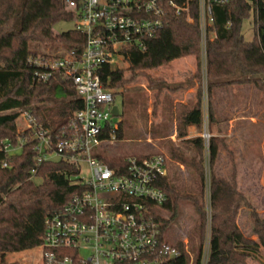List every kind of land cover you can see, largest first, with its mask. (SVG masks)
Masks as SVG:
<instances>
[{
	"label": "trees",
	"instance_id": "trees-1",
	"mask_svg": "<svg viewBox=\"0 0 264 264\" xmlns=\"http://www.w3.org/2000/svg\"><path fill=\"white\" fill-rule=\"evenodd\" d=\"M251 3L235 0L228 5L214 7L215 22L212 30L217 36L207 43L206 74L209 97V120H212L211 96L218 87L232 84H254L264 95V49L256 40L247 41L242 31L243 21L250 16ZM74 10L67 0H0V264H15L4 261V253H18L34 249L43 243L45 219L50 211L65 205L78 189L71 183L77 174L75 168L65 161H37L31 144H25L17 154H7L4 142L17 143V110L28 109L35 119L45 126L62 127L74 113L83 107L82 101L69 80L57 78L48 83L34 80L35 68L29 57L40 49H52L48 56L60 57L73 51L81 55L85 37L75 28L57 32L55 27L62 21L74 20ZM231 22L228 26L227 23ZM63 49L62 52L60 50ZM127 69L105 65L101 69L103 86L116 92L123 89L136 75H146L150 69L187 56L201 58L200 30L197 21L190 23L183 17H173L169 25L148 42L145 52L134 48L123 51ZM126 72H131L127 77ZM202 73V72H201ZM197 74H200L198 69ZM153 82L154 78L148 76ZM160 80V79H159ZM199 103L187 114L186 124L202 129L203 90L199 89ZM15 111L14 113H10ZM117 137L122 138L120 122ZM197 148L194 156L178 157L184 165L192 168L200 192L181 191L167 174L159 182L167 199L163 205L153 207V214L160 224L163 237L179 247L183 254L179 261L169 264H189V254L180 236L169 240L168 227L175 221L180 204L191 202L196 210L195 223L188 230V240L196 241L195 264H200L207 234V208L205 201L204 141L202 137L192 140ZM219 138L210 141V162L218 153ZM103 159L111 166L125 163L126 157L115 156ZM4 162L8 164L3 167ZM36 170L33 172V170ZM232 183L224 178L211 176V194L221 182L237 195L229 212L211 209L210 254L208 264H248L240 256L259 257V248L252 244L235 241L216 229V217L234 218L237 208L247 201L236 184V168ZM39 179L40 182H35ZM251 234L264 238V215L251 212ZM241 236V234H240ZM242 238V236H241ZM239 241V240H238Z\"/></svg>",
	"mask_w": 264,
	"mask_h": 264
},
{
	"label": "built area",
	"instance_id": "built-area-1",
	"mask_svg": "<svg viewBox=\"0 0 264 264\" xmlns=\"http://www.w3.org/2000/svg\"><path fill=\"white\" fill-rule=\"evenodd\" d=\"M234 1L67 0L74 10V28L85 37L81 55L73 51L60 57L39 53L28 61L35 68L34 80L38 82L69 80L83 107L62 127L45 126L30 110H19L18 119L22 122L17 127V143H3V150L10 155L31 144L39 163L62 160L77 171L71 183L78 189L65 205L46 216L43 243L35 248L38 264H169L180 260L182 250L163 237L152 212L154 206L163 205L167 199L159 186L167 175L166 157L130 155L125 163L111 166L96 150L118 138L112 113L115 96L103 86L101 69L105 65L118 67L127 48L145 52L149 40L164 30L173 17H183L190 23L197 21L201 57L206 60L207 43L217 36L212 30L214 7ZM248 1L255 35L264 49V0ZM208 107V92L204 89L201 137L206 178L210 175L213 138ZM7 166L4 162L3 167ZM83 171L87 172L85 176ZM207 218L200 264L209 261L208 208ZM189 264H195L192 255Z\"/></svg>",
	"mask_w": 264,
	"mask_h": 264
},
{
	"label": "rangeland",
	"instance_id": "rangeland-1",
	"mask_svg": "<svg viewBox=\"0 0 264 264\" xmlns=\"http://www.w3.org/2000/svg\"><path fill=\"white\" fill-rule=\"evenodd\" d=\"M74 25V20L62 21L56 25L55 30L57 32L67 31L69 29H73ZM242 31L247 41H258V38L255 35L253 15H250L243 21ZM39 51L42 53H51L53 50L40 49ZM62 51L63 49L60 50V52ZM191 57L194 63L197 62V71L198 69L200 70V74L196 75L201 84L200 88L203 86V89L206 91L208 82L205 71L206 60L203 56L200 59L195 56ZM169 65L170 62L159 68L148 70L146 75H136L135 78L123 89L115 93L114 104L119 106L120 115L114 116L113 120L117 123L122 122L125 135L122 138L117 139L113 144L96 149L98 153L102 154V157L111 158L119 154L128 155L150 151L158 152L163 148L162 144H164V142L168 145L174 143V140L171 138L164 141L157 139V133L155 130L158 125L156 119L158 118L161 93H163L165 91L164 89L167 87L174 90L184 85V82L173 83L170 79L166 81L164 78H157L159 75L164 74V72L171 70V66ZM118 67L127 69L128 63L124 59H121L119 60ZM126 76L130 77L131 72H126ZM148 76H152L154 81H149ZM216 90L215 101H218L219 104L223 102L225 105L227 104V94L229 93L231 95L233 91H235L234 88H217ZM238 90L240 91L239 93H234L236 94V98L244 100V150L239 161L241 162L243 168V171L240 173L242 184L241 190L244 191L243 193L247 201L244 202V207L241 209L240 218L237 219V213L234 217L236 223L239 220L240 228H238V226L230 220L232 218L224 219L223 217L218 216L215 221L216 229H218L219 232L234 238L237 242L239 240L237 234L239 231L242 236L241 243L255 245L259 248L260 252L259 257L256 258H252L251 256H240L239 254H235V257H242L248 264H264V238L251 234V212L255 210L259 215H264V116L262 115L260 118L257 116V113H264V95L255 87L254 84H244L238 87ZM150 103L154 106V109H152L149 113L147 107ZM236 103L237 101L234 103L232 109L235 108ZM17 111L19 112V110ZM14 112L15 111H12L10 113ZM252 116L256 119L258 118L257 123H250L249 117ZM150 120L154 121V123L151 124ZM21 122V119H18L17 125L19 126ZM200 130L201 128H198V131ZM151 133H153V135H151ZM173 133L174 131L171 129L168 135H172ZM220 146L221 144H219V147ZM230 158V155L223 156L220 154L213 164L210 162V175L208 174L207 178L205 177V201L207 202L209 212L212 208L221 210L217 206H220V200V204H218L216 199V186L218 187L217 184L221 182L214 186L212 196L209 182L211 180V176H216L219 179L224 178L232 183V174L234 168H236L235 181L237 187L239 185V172L237 170V166L236 164L233 166L231 164V160L234 162L237 156H232L233 159ZM86 174V171L82 172V175L85 176ZM181 179L182 181L178 180L175 182L176 186L181 191L194 194H198L200 192L199 183L193 173H190L189 177L185 176ZM35 182L38 183L40 180L35 179ZM235 196L237 197L236 194ZM178 210L179 211L175 221H173V223L168 227L166 237L169 238V240H173V238L180 236L184 244L187 245L186 249L189 251V255H192L196 259L197 243H195L196 241L189 242L188 240V230L195 223L196 210L191 202L188 201H183ZM209 230L210 222L208 231ZM32 257V252H25L19 256L15 253H4L1 255V258L4 259V261L15 264H25L28 260L30 261ZM28 264L30 263L28 262Z\"/></svg>",
	"mask_w": 264,
	"mask_h": 264
},
{
	"label": "crops",
	"instance_id": "crops-1",
	"mask_svg": "<svg viewBox=\"0 0 264 264\" xmlns=\"http://www.w3.org/2000/svg\"><path fill=\"white\" fill-rule=\"evenodd\" d=\"M169 66H171V70L164 72V74L159 75L157 78H164V80L166 81L170 79L173 83L184 82V85L174 90H172L170 87H167L166 89H164L165 91L161 93L158 118L156 119L158 125L157 129L155 130L157 133V139H159L160 141H164L168 138H171L172 140H174V143L168 145L164 142V144H162L163 148L158 152L150 151L128 155L119 154L115 156L127 157L130 155L145 156L152 154H163L166 157L167 174L174 182H176L178 180L182 181L181 178H184L185 176L189 177L190 173H192V168H189L188 166L180 162L178 157H181V155L189 157L194 156L197 152V148L192 140L201 136V130L198 131V128L195 125L186 124V117L188 112L199 103V89L201 84L198 77L196 76L197 62L194 63L191 56L175 59L170 62ZM242 85L244 84H232L228 86L218 87L219 89L234 88L235 90L231 95L229 93L227 94L226 105L223 104V102L219 104L218 101H215V92L217 91V88L213 90L211 96L213 117L211 121L209 120V122H211L210 132L212 133L213 137L219 138L221 141V146L218 148V153L215 161L220 154H222L223 156L230 155V159H233L232 156H237L234 162L231 160V164L232 166L234 164H236L237 166V170L239 172L238 189L241 192H244L241 190L242 184L240 176L243 168L241 162L239 161L240 156L242 155V152L244 150V100L237 99L236 94H234L240 92L238 90V87ZM202 90L204 91L203 86ZM236 101L237 103L235 105V108L232 109ZM152 109H154V106L150 103L147 107V110L150 113ZM262 115L264 116V113H257L258 118H260ZM258 118L256 119L253 116L249 117L250 123H257ZM150 122L151 124L154 123V121L152 120H150ZM115 123L118 125V128H120V122ZM171 129L172 131H174V133L172 135H168ZM124 135L125 131L123 129V136ZM151 135H153V133H151ZM217 185L218 187L216 186V199L218 204H222H220V206H217L226 213L232 207L237 197L234 193L230 192L223 183H219ZM243 207L244 204L238 207L237 219L240 218L241 209ZM230 220H232L238 226V228H240L239 220L237 223L234 218ZM237 234L239 239L238 242L240 243L242 241V238L240 237L239 231ZM25 252H32L33 255L31 260H28L25 264H28V262L30 264L39 263V256L35 253V248L15 254L19 256Z\"/></svg>",
	"mask_w": 264,
	"mask_h": 264
},
{
	"label": "water",
	"instance_id": "water-1",
	"mask_svg": "<svg viewBox=\"0 0 264 264\" xmlns=\"http://www.w3.org/2000/svg\"><path fill=\"white\" fill-rule=\"evenodd\" d=\"M112 113H113L114 116H119V115H120L118 105H114V106H113V108H112Z\"/></svg>",
	"mask_w": 264,
	"mask_h": 264
}]
</instances>
